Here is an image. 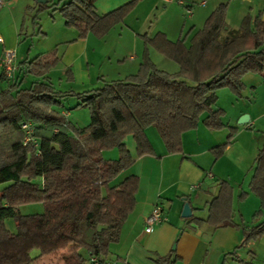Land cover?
<instances>
[{"label":"trees","instance_id":"1","mask_svg":"<svg viewBox=\"0 0 264 264\" xmlns=\"http://www.w3.org/2000/svg\"><path fill=\"white\" fill-rule=\"evenodd\" d=\"M138 1L98 14L95 0H69L59 11L64 25L75 27L79 37L90 33L101 38L122 23ZM48 7L35 0V6L27 8L35 11V24L38 13ZM226 8V3L215 6L189 42L186 38L193 28L176 40L162 32L150 38L144 34L135 73L103 80L100 86L82 92L53 87L47 72L59 61L57 47L18 62L20 73L35 77L29 87L2 74L7 85L0 90V184L7 185L0 189V264H34L59 251L63 264H91L92 256L108 259L110 244L118 242L121 227L135 207L139 185L136 175L111 183L135 161L125 144L127 136L134 141L136 156L153 154L145 134L153 126L167 153H177L182 134L201 121L209 130L231 129L226 141L213 148L218 154L223 152L235 127L223 120V109L215 106L216 91L227 87L239 94L243 75L264 77L261 13H246L233 30L225 21ZM149 47L176 62L177 70L158 67ZM65 75L72 79L70 68ZM66 96L76 97L77 105L88 108L87 125L78 127L62 113ZM28 122L33 140L24 142L22 124ZM114 147L118 158L104 159L102 151ZM248 189L259 200V208L251 216L253 225L233 222L232 187L225 180L219 182L217 194L209 201L207 217L189 219L215 228L240 227L244 239L235 249L264 236V145L255 156ZM247 194L241 192L238 197ZM31 202H41L43 211L20 213L19 205ZM7 218H13L14 232L5 226ZM228 254L234 256L235 250ZM236 259L238 264H257L252 259ZM153 261L175 264L172 255Z\"/></svg>","mask_w":264,"mask_h":264},{"label":"crops","instance_id":"2","mask_svg":"<svg viewBox=\"0 0 264 264\" xmlns=\"http://www.w3.org/2000/svg\"><path fill=\"white\" fill-rule=\"evenodd\" d=\"M128 1L130 0H95L94 6L95 10H99L98 7L102 6L99 14H103ZM145 1L139 0L133 10ZM150 1L169 2V0ZM208 3L206 0H201L200 5L206 9ZM219 3L223 2H217L211 8L214 9ZM232 3L233 0L228 2L225 12V21L230 29L237 30L243 16L248 12L253 16L260 12L261 18L264 19V0H241V3H238L239 6L235 7L233 11V21L229 25V8ZM246 3L251 4V6H245ZM29 6L34 7L35 3L30 0L25 2L23 0H0V16L5 15L4 18L0 19V36L2 38L0 57L5 48L15 50V46L22 37L24 13L30 11L27 10ZM205 9L200 11L205 16L204 20L213 10ZM192 16L193 14L190 18ZM176 22L177 19L173 28L162 27L157 32L164 33L169 40H176L182 36L183 27L180 19ZM191 28H193L191 33L196 30L195 25H191L188 30ZM110 31L103 36L104 39L108 37ZM171 31L173 33L170 34L176 36V39L169 37ZM53 33L59 34V37L54 41L55 43L70 42V45L76 46L72 52V59L69 57L66 63V67L71 70L77 61H83L82 58L85 55L88 56L89 49L91 54L95 51L90 45V33L81 38L77 29L63 26V24ZM137 37L141 38L136 33L132 38L133 43ZM142 40V48L138 49L137 46H133L127 49L125 51L127 56L123 58L128 59L130 63H136V60L140 63L144 38ZM153 51L156 50L149 47L150 57ZM151 59L153 60L152 57ZM21 60L23 59L16 56V63ZM117 60L119 63L122 61L120 57ZM85 63L90 64L89 61ZM139 63L134 65L132 70L137 71ZM117 74L120 75V71ZM248 75L250 74H245L243 78L248 77L247 79L250 80L252 76ZM72 76V79L68 80L71 83L75 81V74L72 73ZM17 78L22 80L21 87L23 88L29 87L35 79L31 75H23L20 72ZM261 79V82H264V77L261 76ZM6 85L7 82L0 68V90L4 89ZM215 106L224 108L217 104V101ZM231 107L235 111L232 112L229 125L235 127V133H233L230 143L220 154L213 148L226 141V130H209L203 126L201 121L195 129L182 134L181 151L177 153H167L159 133L153 126L145 129V134L153 148V154L136 156L132 137L125 138V144L135 161L130 167L121 171L111 183H118L128 175H136L139 178V185L135 196V207L121 227L119 240L109 246V260L115 261V264H154V259L172 255L175 264H221L223 257L222 264H238L236 257L252 259L256 263L260 260L258 258L260 256L262 259L259 262H264V257L259 254V250L264 253V236L250 240L235 249L244 239L240 227L233 225L215 228L205 222L198 224L189 219L192 216L200 219L207 217L209 201L217 194L219 182L225 180L232 187L233 222L240 226L254 224L251 216L259 208V200L255 195L249 193L248 183L255 156L258 149L264 145V139L252 131L257 117L249 114L248 123L239 126L236 119L247 111L239 107V104H231ZM61 111L68 117V112L63 109ZM205 115L206 113L202 114L201 119ZM102 156L104 159L109 156V159L114 160L113 158H118V152L114 148L103 150ZM241 192H248V194L245 198L240 199L238 196ZM185 202L189 204L191 209V216L187 218L181 216ZM155 204L162 207L165 220L155 225L147 233L144 231V218ZM261 220H264V217ZM257 245H260L258 249L256 248ZM233 250H235L234 256L225 255Z\"/></svg>","mask_w":264,"mask_h":264},{"label":"rangeland","instance_id":"3","mask_svg":"<svg viewBox=\"0 0 264 264\" xmlns=\"http://www.w3.org/2000/svg\"><path fill=\"white\" fill-rule=\"evenodd\" d=\"M23 1L25 2L27 0ZM30 1L35 3V0ZM68 1L69 0H48L46 3L51 7H48L47 9L38 13L36 24L32 21L35 11L30 10L27 13H24L25 21L21 29L22 37L18 44L15 46V53L19 59H31L39 53L49 52L57 47V56L59 58V61L48 73L49 79L53 87L57 91L82 92L100 86L103 81L102 79L112 80L124 78L125 75L134 73L136 70H132L133 66L139 63L137 62V60L136 63H130L128 59L123 58L127 56L125 51L133 46H137L138 49L142 48V38H144V34L146 36H151L155 35L157 31L162 29V27L173 28L175 20L177 19L178 22L180 19L183 25L182 35H184L191 25H195V29L200 28L205 17L203 16V12L200 13L201 10L205 9V7H202L200 5L201 0H181L184 3L183 6L178 3L179 0H169V2H154L146 0L137 9L132 10L125 17L122 23L115 25L107 35L108 37H105V39L103 37H101L102 39L95 37L92 34L89 36L91 42L90 45L95 49V51L93 54H91V51L89 49L88 56L85 55L82 58L83 61H77V63L71 70L73 71L72 73L75 74V81L71 83L66 79L65 70L67 68V60L69 57H71L72 59V52L76 49V46L70 45V42H61L58 44L57 42L55 43L54 41L59 37V34L53 33L62 24L63 26H65L59 9L63 3ZM206 1L209 3L205 10H207L208 8L213 9L211 7H214V4L217 2L226 3L228 6V2L230 0ZM238 3H241V0H233V3L230 5L228 20L229 25H231V21H233V11L235 10V7L239 6ZM186 5L191 9V14H188L186 12ZM245 6L250 7L251 4L246 3ZM101 7H98L99 10H96L98 14L100 9H102ZM192 14L193 16L192 18H190ZM4 17L5 15H3L2 17L0 16V19ZM136 33L139 34L141 38L137 37L135 42L133 43L132 38ZM170 33L173 32H169V37L172 39L173 37H175L176 39V36H173V34ZM192 33L187 36V42H189ZM118 57L122 59L120 63L117 62ZM151 57L153 58V61L157 63L158 67L166 71L173 72L178 68L176 62L169 58H166L156 51H153ZM86 61H89L90 64L87 65L85 63ZM119 71L120 75L117 74L119 73ZM246 74H250L248 76L252 77H250V80L247 79L248 77L242 78V81L244 80L245 84L240 90L239 94L234 93L227 87L220 88L216 91L217 104L224 107L223 120L228 124L229 122H231L232 112L234 113L235 111L233 107H231V104H239V107L247 111L244 112V114H251L252 116L257 117L252 131H254L255 134H258L260 138L264 139V82H261V75L257 73ZM18 75L19 71L17 68L14 77L10 80L13 81L18 77ZM99 76L101 79H98ZM251 78L254 79L252 80ZM78 102L79 99H77L76 97L66 96L62 101V109L65 112L69 113L68 118L72 123H74L78 127H83L89 123L90 114L88 108L86 106L77 105ZM240 116L236 119L237 122ZM244 124L238 125L242 126ZM221 129L226 130L227 135L231 130L228 127H224ZM233 132L235 133V130ZM127 137L131 136L129 135ZM114 149L116 150V152H118L117 148L114 147ZM105 159H109V156H107ZM6 185V183L0 184V189L5 187ZM18 208L20 213L22 214L41 213L43 211L41 202L23 203L20 204ZM5 226L9 229V231L14 232L15 224L13 218L5 219ZM259 247L260 245L256 246L257 249ZM59 252L56 255L43 256L34 264H63L60 256L58 255ZM259 254L262 255L261 257H264V253H262L260 250ZM258 258L260 260L262 259L260 258V256H258ZM259 261H256V263L264 264V262Z\"/></svg>","mask_w":264,"mask_h":264},{"label":"built area","instance_id":"4","mask_svg":"<svg viewBox=\"0 0 264 264\" xmlns=\"http://www.w3.org/2000/svg\"><path fill=\"white\" fill-rule=\"evenodd\" d=\"M179 4L183 5L184 3L182 1H178ZM186 12L188 14H191V9L188 8L189 6H186ZM0 41H2V38L0 36ZM0 68L2 70V74L8 78L11 79L14 77V74L17 70V63H16V53L15 50L12 48H5L2 51V55L0 57ZM22 129L25 132L24 136V142L33 140L31 138L32 133V125L30 122L23 123ZM210 176V174H209ZM194 187V186H192ZM165 220V217L163 215V209L159 204H155L148 215L144 218V231L150 232L153 227L162 221ZM91 264H115V261L109 260L100 256H92L90 258Z\"/></svg>","mask_w":264,"mask_h":264},{"label":"water","instance_id":"5","mask_svg":"<svg viewBox=\"0 0 264 264\" xmlns=\"http://www.w3.org/2000/svg\"><path fill=\"white\" fill-rule=\"evenodd\" d=\"M38 3H46L48 0H36ZM248 121V115L247 114H243L240 116V118L238 119V124H244ZM181 216L183 218H187V217H190L191 216V209H190V206L187 202H185L183 204V208H182V213H181Z\"/></svg>","mask_w":264,"mask_h":264}]
</instances>
